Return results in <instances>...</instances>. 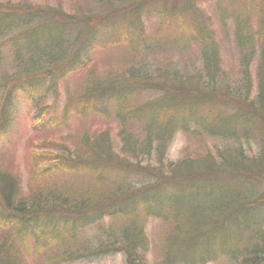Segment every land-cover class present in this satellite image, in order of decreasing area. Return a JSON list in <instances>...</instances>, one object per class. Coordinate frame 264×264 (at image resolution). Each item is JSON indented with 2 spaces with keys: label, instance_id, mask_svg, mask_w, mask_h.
<instances>
[{
  "label": "trees",
  "instance_id": "obj_1",
  "mask_svg": "<svg viewBox=\"0 0 264 264\" xmlns=\"http://www.w3.org/2000/svg\"><path fill=\"white\" fill-rule=\"evenodd\" d=\"M148 2L76 0L69 6L72 14L63 4L53 6L47 1L16 6L11 1L0 2V61L5 65V47L13 49L16 59L12 70L4 68L0 74V114L2 104L12 103L21 88H31L51 70L59 72L67 66L68 63L62 66L70 54L65 46L75 44L85 25V36H91V44L96 42L101 30H117L119 24L114 26V22L119 21L120 14H130L136 21L135 28L141 32L140 38L134 39L131 35L129 43H120L122 47L132 44L127 49L130 57L123 73L115 74L113 69L107 73L108 77L90 75L88 87L80 91L90 100L93 88L100 89L97 86H108L110 90L116 88V83H126L131 88L122 98L116 97L124 102L120 111L124 128L119 135L123 137L126 161L139 160L141 156V168L129 166L130 162L121 167L126 168L124 175H141V186L132 183L123 186L121 182L119 189L106 188L107 183L113 184L104 181L105 171L115 164L113 157L107 156L111 153V143L106 140V132L92 138L88 129H83L79 140L74 133L69 134L71 143L63 144L62 138L65 153L60 154L59 161L53 156L49 168L54 165L81 170L100 168L102 171L93 177L96 184L93 189L81 188L77 179L83 175L78 174L72 176L76 177L73 183L71 178L58 185L43 177L49 168H44V162L40 161L36 179L41 186L19 200L20 210H17L12 203L18 194L19 182L10 176L9 168L0 171V217L3 227L8 226L0 231V264H62L66 260L88 259L119 247L117 244L127 252L126 264H149L152 240L142 221L140 225L136 221L139 215L136 205L140 201L151 213L158 204L154 214L167 224L159 247L156 246L160 249L156 255L159 259L151 264H206L220 261L221 257L220 264H225L223 258L226 264H264V57L259 60L256 84L248 64L241 61L244 78L235 89L234 71L224 70L216 39L204 24L203 15L197 12L196 1H155L160 2L158 9L164 20L161 26L165 23V29L171 27L169 17L179 11L191 15L200 33L201 47L194 48L184 36L176 40L156 37L159 29L151 33V42H145L148 30L142 15L143 10L147 15L151 11ZM261 17L264 21L262 11ZM187 29L176 24V30L182 33ZM263 29L264 25L256 33L264 34ZM236 37L240 40L239 47L249 52L256 43L251 34L245 33L241 22L236 25ZM186 51L193 52L194 56L185 57ZM175 52L182 56L177 58ZM196 55L202 58L203 64L192 68L190 62H196ZM137 87L141 91L156 90L159 95L141 104L136 97L134 104H126ZM233 102L236 106L228 108ZM48 107L42 103L37 108L36 124L52 123L51 119L44 120ZM145 120L141 123V133H135L134 122L139 124ZM179 128L188 138L183 156L176 162L166 161L167 144ZM44 129H54V126ZM191 129L194 133L189 132ZM255 140L258 145L253 147ZM50 143L56 144V141L50 140ZM153 149L158 153L155 163H150ZM42 154L45 156V152ZM142 162L148 165L143 166ZM102 210L130 220L121 226V237L118 233H106L101 240L86 244L70 238L69 235L78 232V223L86 222L87 214ZM25 215L36 216L30 229L36 249H22L19 241L14 250L15 246L9 242L11 236L18 235L19 228L24 235L30 232L23 231L21 216ZM43 215L49 220L43 224L35 220ZM54 215L61 217L60 227ZM16 219L21 221L18 227ZM119 237V241H113Z\"/></svg>",
  "mask_w": 264,
  "mask_h": 264
},
{
  "label": "rangeland",
  "instance_id": "obj_2",
  "mask_svg": "<svg viewBox=\"0 0 264 264\" xmlns=\"http://www.w3.org/2000/svg\"><path fill=\"white\" fill-rule=\"evenodd\" d=\"M8 1L16 3L15 6L18 3L26 5L28 2L37 4V2L45 3L46 1L53 6L63 4L67 12L72 14L73 11L69 6L76 0H0L2 3H7ZM155 1L149 0L150 4L148 7L152 12L150 11L147 15L143 10L142 21L148 30L145 33V42H147L146 40L151 42L153 39V34L151 33L159 29V32H156V37L158 38L163 37L164 39L176 40L184 36L189 38L187 43L191 48L201 47L199 43L200 33L191 15L179 11L177 15L169 17L171 27L165 29V23L161 26V22L164 20L161 19L162 15L158 9L161 6L160 2ZM194 1H196L197 12L203 15L204 24L216 39L224 70L234 71V77L236 78L234 88L237 89L244 78L241 61H245L244 63L248 64L250 75H252L253 80H256L253 83L256 84L259 79L257 75L259 60L264 57V34L262 32L256 33L262 31V26L264 25V21L261 19V11L264 12V0ZM167 4L170 6L172 3L169 2ZM118 20L114 22V26L119 24L116 26V31L110 32L112 28L105 32L101 30L98 37L99 40L97 39L92 44L91 36H85V28L87 26L85 25L82 35L80 34V37L75 39V44L65 46V49H68L67 53L70 54L62 62V66L68 63L67 66H64V69L61 68L59 72L51 70V73L45 74L39 81H35L32 84L33 87L21 88V92H17L18 95L12 103L10 102L11 104H6L7 102L5 105L2 104L0 114V171L5 172L4 170L9 168V172L11 171L10 176H13L19 182L18 194L14 196L12 203L15 207L14 209L20 210L18 209L19 200L30 196L31 192L40 188L41 182L39 179H36V173L40 168V161L44 162V168H49L50 164H52L51 158L53 156H56L59 161L60 154L65 153V145L62 147L61 144L62 138L65 139L63 144L71 143V139L68 136L74 133L75 139L79 140L84 134L83 129H88L92 138L106 132V140L111 143V153L107 154V156L113 157L115 164L112 165V167L114 166L113 168L104 173V181L106 183L109 181L113 182V184L107 183L108 186L106 188L109 191L119 189L121 182H123V186L131 183L141 186V175L138 176L134 173L124 175L123 172L126 171V168L125 166L121 167L123 164L125 165L130 162L129 166H137L139 170L141 168V156L139 160L126 161L127 154L123 152V137L119 135L120 130L124 128L123 115L120 113L124 102L117 100L116 97L122 98L123 93L128 94L131 88H128L126 83H116V88L110 90L108 86H97L100 89L93 88V96L90 100L84 98V95H82L84 93H80V91H84L88 87V77L90 75H93L94 78L97 77V74L101 76L100 78L108 77L109 70L113 69L115 70V74H121L124 72L125 64L128 65L130 53L127 52V49L132 44L124 47L120 45H124L126 42L129 43L128 39L131 35H133L134 39L140 38L141 32L135 28L133 23H136V21L130 14H120ZM239 22L244 25L245 33L251 34L254 40H256L250 52L243 49V47H239L240 40L236 37V25L238 26ZM176 24L183 25L188 29L182 33L176 30ZM5 48L3 49L6 55L4 59L5 65L0 61V74L4 73V68L5 70H12L16 62V59L14 60L13 49ZM197 52L200 53L199 49ZM192 54L193 52L186 51L183 55L185 57H193L194 55ZM175 55H178V52H175ZM181 56L178 55L177 58ZM194 59L199 64L190 62L192 68L193 66H201L203 64V60L202 58L200 59L199 55H196ZM51 75L53 76L51 77ZM113 90L116 93L113 94ZM255 90L256 85L253 87V92ZM158 95L159 92L156 90L144 89L141 91V88L137 87L130 94V98L126 104H134L136 97V101L141 104L145 100H153ZM42 103L49 106L44 120L49 121L51 119V124L38 125L39 123L36 124L34 121L37 116V108ZM231 106H236L235 102L230 103L228 108H231ZM145 122L146 120L139 121V124L134 122L137 127L135 133H141V123L144 124ZM50 125L54 126V129H44L45 126ZM191 131L192 129L189 132ZM43 132H46L48 136L44 135ZM186 137L184 131H181L180 128L176 129L171 136V142L167 144L165 150L166 161L176 162L182 158L188 139ZM50 140L52 143L56 141L57 145L55 143L51 144ZM257 145L258 142L255 140L252 146L256 147ZM44 152L45 156L42 154ZM157 153L154 149L152 150L153 160L150 163H155L154 157ZM142 164L143 166L148 165L147 162H142ZM67 167H61V165L56 167L54 165L48 169V172L43 177L47 176L59 185L64 181L71 180L75 174L83 175L79 180L77 179L79 186L85 189L90 186L93 189L96 186L93 182V177L102 171L100 168L81 170L78 167ZM129 170L133 171V169ZM74 178L76 177L72 178L71 183H73ZM147 179L149 180V178ZM89 180H91V183H89ZM259 187H262V185ZM136 206L139 209V215L137 218L135 217L136 221H138L139 225L142 221V226L146 227L149 240H152L151 252L148 256L149 264H151L159 259L156 255L160 249L157 248L159 247L160 240L163 238L162 233L167 224L154 214L156 213V209H158V204L153 206V213L147 207L141 205V201ZM10 209L14 211V209ZM11 214L17 213L12 212ZM25 216H21L24 221V225L22 226L24 228L23 231H30L32 221L36 216ZM85 217L87 218L85 223H78V232L74 235H69L71 239H80L84 242L83 244L88 242L95 243L96 239L101 240V238H104L103 236L106 233L110 235L118 233L120 236L121 226L125 222L130 221L129 219L125 220L124 216L115 217L106 210L98 213L93 212L87 214ZM54 218L60 227L62 223L61 217L54 215ZM35 220L43 224L49 218L47 215H43L37 216ZM1 221L2 218L0 217V231L8 227H3ZM14 222L16 227L21 223L17 219ZM18 230L19 234H14L9 239L11 246H15L14 250H17L19 241L23 243H20L22 249H36L35 242L33 241L34 234L30 231L24 235L21 228ZM43 231L45 234L47 233L46 228ZM44 233L43 235H45ZM120 237L113 241H119ZM110 240H112L111 237ZM117 245L119 247L101 252L88 259L66 260L62 264H126L127 252H125V249L120 244ZM59 249L57 247V250ZM220 261H222V257ZM220 261L207 262L206 264H220ZM223 261L226 264L224 258Z\"/></svg>",
  "mask_w": 264,
  "mask_h": 264
}]
</instances>
